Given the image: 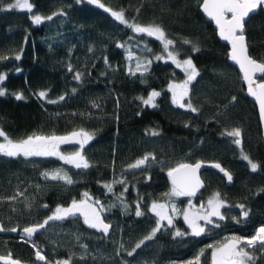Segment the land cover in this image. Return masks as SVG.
<instances>
[{
	"label": "trees",
	"instance_id": "16d2710c",
	"mask_svg": "<svg viewBox=\"0 0 264 264\" xmlns=\"http://www.w3.org/2000/svg\"><path fill=\"white\" fill-rule=\"evenodd\" d=\"M14 1L0 0V7ZM29 2L34 5L32 13L0 11V56L9 57L0 60V73L7 75L2 86L8 93L0 97V127L13 139L33 132L65 135L84 129L93 136L84 150L92 166L78 170L54 157L0 156V223L6 229H23L43 222L57 205L68 206L73 198L79 200L87 191L109 209L103 215L112 226L111 234L103 237L81 220L52 222L34 240L49 259L67 258L74 253L75 264H125V261L187 264L205 249L201 264H211L208 245L223 242L232 235L251 236L264 224V141L256 109L245 96L238 71L228 63V48L217 40L212 25L200 14L197 0H101V3L113 10H123L130 22L136 17L142 25H161L168 37L177 42L180 58L192 57L200 72L190 93L192 103L200 109L198 113L172 103L168 84L181 82L183 76L173 64L155 60V56L163 53L159 41L133 33L110 14L87 3ZM61 9L66 16L53 17L39 26L31 21L33 14L47 16ZM245 34L250 55L264 61L263 12L248 20ZM129 37L135 39L130 41ZM184 39L192 41L200 51L193 53L189 45H182ZM145 41L152 49L149 53L144 52ZM124 42H128L135 55L153 60L144 83L139 73L135 77L127 73L129 63L134 62L128 61L124 48L117 47V43ZM17 54L20 60H15ZM69 64L74 71L85 73L82 83L73 79ZM73 87L77 89L75 95L71 93ZM40 90H49L50 99L65 93L67 96L58 104H48L35 95ZM152 90L161 92L156 108L146 107L138 99L146 98ZM17 92L23 93L25 99L17 101L13 95ZM233 96L237 98L235 102L231 101ZM93 102L100 107H93ZM237 127L242 130L243 153L260 165L255 173L241 159V148L222 135ZM153 130L159 135L152 136ZM77 148L75 144L61 145L65 154ZM146 153L155 155L156 161L150 162L145 170L136 169L121 176L128 164ZM179 158H185L184 163L189 164L219 163L232 174L233 186L227 187L217 172L205 171L202 175L205 190L192 200L204 202L219 192L229 205L222 210L226 219L219 221V228L207 225L199 237H175L171 229L161 230L152 240L145 241L134 256H127V251L155 226V217L147 209L152 201L167 199L163 195L171 186L167 173L177 166L171 161ZM57 168L67 171L76 182L69 186L41 176L42 172ZM118 179L126 181L128 191L123 192L124 186L115 184L113 192L108 193L103 185ZM17 192L24 195L15 201L3 199ZM121 192L127 209L118 199ZM137 201H141L144 216L135 215ZM45 204L48 208L43 207ZM239 204L245 205L249 216L238 224L233 217L242 219L241 210L236 207ZM174 224L188 232L180 217ZM81 244L88 246L87 252ZM9 251L24 264H43L35 261L31 244L20 238L0 236V254ZM81 255L85 258L80 259ZM255 255L256 264H264V254L257 251Z\"/></svg>",
	"mask_w": 264,
	"mask_h": 264
},
{
	"label": "snow or ice",
	"instance_id": "6c2138e0",
	"mask_svg": "<svg viewBox=\"0 0 264 264\" xmlns=\"http://www.w3.org/2000/svg\"><path fill=\"white\" fill-rule=\"evenodd\" d=\"M77 3H88L96 5L98 8L109 13L110 16L121 25L130 29L137 35H145L147 37L154 38L159 41L162 46V55L155 56V60L171 61L176 68L180 69L184 73L185 78L177 83L175 81L168 84L167 91L171 93V100L178 108L185 109L192 113H198L200 109L192 103L190 93L192 91V84L200 76V72L197 70L193 63L192 57L180 58V52L176 47V41L169 38L165 29L159 24H147L142 25L136 17L132 18L130 22L123 10H113L107 7L101 0H76ZM198 7L202 13L215 22L218 29L219 37L227 41L230 44V52L228 59L237 65L239 72L242 74V80L247 85L248 95L255 98L259 104V112L261 121H264V61H258L254 59L249 53V45L245 34V24L250 14L256 13L258 10H264V0H197ZM34 5L29 0H15V3L8 4L0 7V11H8L13 9L26 10L28 13L33 12ZM137 9V14H139ZM67 13L62 9L53 12L50 15L43 16L40 14L31 15V21L34 25H41L46 21L53 20V17L66 16ZM135 37H129V40H134ZM182 45H189L190 50L195 53L199 52L200 48L193 44L192 41L184 39ZM128 42L117 43L118 48H124L128 55L127 59L130 62L127 67V73L130 76L135 77L138 73L141 77V83H144L143 79L145 73L148 72L152 59L147 57L141 58L135 55L130 47L127 46ZM91 52L92 49L89 48ZM152 49L148 47V43L144 42V52L149 53ZM166 54V55H165ZM15 60H20L19 54L15 55ZM8 56H0V60H7ZM105 64H108L107 57L104 58ZM109 67H111L109 65ZM19 71V69H17ZM68 71L73 73V79L82 83L85 73L80 71H74L71 64L68 65ZM90 75V73H88ZM106 73H102L104 75ZM257 74H259V82ZM7 79L5 73H0V97L7 95V90L2 86L3 82ZM49 90H40L35 95L41 101H46L48 104H58L65 100L67 93L60 95L56 99H50L48 97ZM77 89L72 88L71 93L75 95ZM14 98L17 101L24 100L23 93H13ZM161 95L160 91L152 90L149 92L146 98L139 97L141 103L145 106L156 108V98ZM236 97L231 98L232 102L236 101ZM187 101V102H185ZM119 101L117 100V105ZM93 107L99 108L98 104L93 102ZM75 115V113H73ZM185 127H188L186 124ZM152 136H158L159 132L153 130L150 133ZM222 135L231 138V142L237 147L241 148V159L247 162V166L251 172L255 173L259 170L260 165L254 162L248 155L243 153L242 148V130L240 128H233L230 131L222 133ZM0 156L7 158H19L25 159L31 157H55L56 159L63 161L64 164L72 165L78 170H87L92 165L84 154L85 146L93 139V136L84 129L73 130L65 135H45L37 132L27 135L20 139L11 138L2 127H0ZM78 145V148L72 151L70 154H65L61 151V145ZM156 157L151 153H146L144 156L137 158L133 163L127 165L122 170L121 176L127 172L141 169L145 170L150 162H155ZM203 163L197 162L195 164L179 163L175 168H171L167 175L171 178L172 188L170 192L163 195L168 198L164 203L152 201L147 209V212L151 213L155 217V226L151 229L150 233L146 235L142 240L136 243L135 247L127 251V256L132 257L140 249L145 241L152 240L158 232L163 228L169 229L175 228L174 220L177 215H182L183 221L191 229V232L181 231L179 228L175 229V237H183L185 235H191L192 237H199L205 233V225H212L215 228L221 227L218 221L226 219L225 214L221 211L223 208L229 207L226 201L221 197L219 192L213 193V195L207 200L206 205L201 204L200 208L193 210L194 206L189 201V207L182 212L177 209L174 202H171L172 197L188 196L193 197L196 193L204 187L203 182L198 175L199 170L202 168ZM211 167L218 169L228 182H232V174L221 166L219 163H214ZM41 176L45 180H51L56 182H62L64 185H73L76 181L67 171L61 168H57L51 171H44ZM115 184L123 185V192H127L128 188L124 179L113 180L111 183H105L103 187L108 193L113 192ZM39 187V186H37ZM123 192L118 196L125 209L129 206L123 199ZM24 195L23 192H17L15 196L3 198L8 201H15L19 196ZM115 206V205H113ZM44 208H48V205H43ZM236 207L240 208V216L242 219H236L233 217L236 223H241L242 220H246L249 216V211L245 205L239 204ZM15 210V209H13ZM109 209L99 199H94L89 195L87 191L82 193L81 199L73 198L68 206L57 205L54 210L51 211V215H48L43 222H38L24 227L21 230V240L25 243L31 244L34 249V258L37 262H43V264H75V254H69L67 258L49 259L43 252V249L33 240V237L42 230H45L51 225L52 222L64 221L69 218H82L83 223L88 228L95 229L96 231L107 237L110 233L111 224L105 222L104 213ZM146 213L141 207V201H137L135 205V215L137 217L144 216ZM215 218V219H214ZM166 222V224L164 223ZM203 222V224L201 223ZM11 231L17 232L18 227L6 229L3 224H0V232ZM79 240V236H77ZM80 247L87 252L88 246L81 244ZM121 245V249H123ZM207 248L212 249L211 264H256L258 257L255 255L257 251L264 254V224L255 229L254 234L251 236H238L232 235L226 237L223 242L216 245H208ZM205 249H201L200 252L194 256L192 260L187 261V264H201V257L204 255ZM119 250L117 255H119ZM84 255L80 256V259H84ZM0 264H24L18 258H13L11 251L7 254H0ZM125 264H128L125 261Z\"/></svg>",
	"mask_w": 264,
	"mask_h": 264
},
{
	"label": "water",
	"instance_id": "95a60500",
	"mask_svg": "<svg viewBox=\"0 0 264 264\" xmlns=\"http://www.w3.org/2000/svg\"><path fill=\"white\" fill-rule=\"evenodd\" d=\"M84 3H86V2H84ZM87 4H88V3H87ZM90 5H91V4H90ZM91 6H93V7H95L96 9H99V10H101V11L104 12L103 9L98 8L96 5H91ZM199 12H200V14L203 16V18H204L206 21H208V22L212 25L213 29L215 30V34H216V38H217V40H218L222 45H224V46H226V47L228 48V54H229L231 46H230V44H228L227 41H224V40H222V39L219 37L218 29H217V27H216V25H215V22L212 21V20H210L209 18H207V17L202 13V11L200 10V8H199ZM259 12H263V13H264V10H258L256 13H254V14H250V17L247 19L246 23L248 22V20H249L251 17L255 16V15L258 14ZM105 13H106V12H105ZM106 14H109V13H106ZM228 63H229V65H231L232 67H234V68L238 71L240 77H242V74L239 72V68H238V66H237V65H234L233 62L230 61L229 59H228ZM257 77H258V82H259V74H257ZM241 80H242V78H241ZM242 84H243V86H244V88H245V96H246V98H247V99H248V100H249V101L255 106L256 113H257V117H258V122H259V127H260V132H261V138H262V140L264 141V121H261V118H260L259 104H258V102L255 100L254 97L248 95V93H247V85H246V83H245L243 80H242ZM198 162H201V161H198ZM196 163H197V162H196ZM202 163H203V166H202V168L199 170L198 175H199V177H200V180L203 182L204 187L201 188V189L196 193L195 196H193V197H188V196H186V197L191 198V199H195V198H197V197L199 196V194H200L201 192H203V191L205 190V183H204V180H203V178H202V175H203V173H204L205 171H214V172H217V173L219 174V176L225 181V184H226L227 187H231V186H233V180H232V182H228V181H227V178L224 177L223 174L220 173L218 169H215V168L211 167V165L214 164V163H206V162H202ZM193 164H195V163H193ZM168 180H169V184L172 186L171 178L168 177ZM74 220H81V221H83L82 218H69V219H66V220H64V221H74ZM0 224H1V223H0ZM21 230H22V229H18L17 232H11V231L0 232V236H4V235H6V236H11V237H14V238H20V239H21ZM42 231H43V230H42ZM111 231H112V227H111V229H110V233H109V235L111 234ZM41 233H42V232H41ZM41 233H38L37 235H35V236L33 237V240H35V239L37 238V236H39ZM99 233H100V232H99ZM100 234L103 236L102 233H100ZM109 235H108V236H109ZM108 236H107V237H108ZM103 237H104V236H103Z\"/></svg>",
	"mask_w": 264,
	"mask_h": 264
},
{
	"label": "rangeland",
	"instance_id": "374dc122",
	"mask_svg": "<svg viewBox=\"0 0 264 264\" xmlns=\"http://www.w3.org/2000/svg\"><path fill=\"white\" fill-rule=\"evenodd\" d=\"M13 3H15V1L13 2ZM14 10H17V11H24V12H27L26 10H19V9H14ZM163 54V53H162ZM166 55V54H165ZM160 61H162V62H166V60H160ZM168 63H171V61H167ZM172 64V63H171ZM174 65V64H173ZM175 66V65H174ZM176 68V67H175ZM178 71H180L181 72V70L180 69H178V68H176ZM181 74H182V76H183V79L185 78V76H184V73L183 72H181ZM157 99V98H156ZM145 106V105H144ZM146 107H148V106H146ZM149 108H151V107H149ZM0 139H2V138H0ZM70 154V153H69ZM67 155V154H66ZM31 158H33V157H31ZM55 158V157H54ZM184 161H185V158H179V159H175V160H173V161H171L173 164H179V163H184ZM61 162H63V161H61ZM64 163V162H63ZM69 166H72V165H69ZM147 168V167H146ZM171 188H172V186H170V190H171ZM170 190H169V192H170ZM202 193V192H201ZM200 193V194H201ZM199 194V195H200ZM213 194H211L210 196H208L207 197V199L206 200H204V202H198V203H193V199H191V198H188V197H186V196H178V197H172L171 198V202H174L175 203V205H176V207H177V209L178 210H180L181 212L184 210V209H187L188 207H189V201H191V204L194 206V208H193V210H195V209H198V208H200V205L201 204H204V205H206V203H207V200L212 196ZM168 200V198L164 201V202H166ZM164 202H160V203H164ZM182 205H183V208H182ZM182 208V209H181ZM223 209H221V211H222ZM223 212V211H222ZM178 217H180L181 218V221H182V223L184 224V226L186 227V229L188 230V232L190 233L191 232V229H189L188 228V225L183 221V217H182V215H177L176 216V218H175V220H174V222H176L177 220H178ZM215 219V218H214ZM219 222V221H218ZM165 224H166V222H164ZM202 224H203V222H201ZM206 226L207 225H205V228H206ZM177 227H175V228H171V230H172V233H173V235H174V232H175V229H176ZM162 230H165V231H168L169 230V228H167V227H165V228H163ZM182 231V230H181ZM189 236H191V235H189ZM216 245V244H215ZM211 253H212V249H211ZM211 253H210V256H211Z\"/></svg>",
	"mask_w": 264,
	"mask_h": 264
}]
</instances>
